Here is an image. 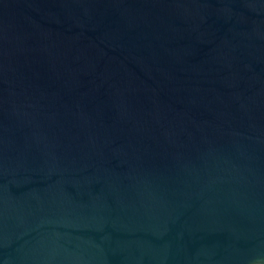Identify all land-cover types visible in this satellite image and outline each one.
Returning <instances> with one entry per match:
<instances>
[{"label": "water", "instance_id": "water-1", "mask_svg": "<svg viewBox=\"0 0 264 264\" xmlns=\"http://www.w3.org/2000/svg\"><path fill=\"white\" fill-rule=\"evenodd\" d=\"M0 264H264V0H0Z\"/></svg>", "mask_w": 264, "mask_h": 264}]
</instances>
